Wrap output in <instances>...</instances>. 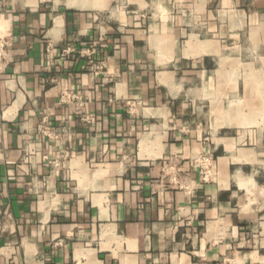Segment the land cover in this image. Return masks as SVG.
Masks as SVG:
<instances>
[{"label": "crops", "instance_id": "1", "mask_svg": "<svg viewBox=\"0 0 264 264\" xmlns=\"http://www.w3.org/2000/svg\"><path fill=\"white\" fill-rule=\"evenodd\" d=\"M1 47L0 264H264V0H0Z\"/></svg>", "mask_w": 264, "mask_h": 264}, {"label": "built area", "instance_id": "2", "mask_svg": "<svg viewBox=\"0 0 264 264\" xmlns=\"http://www.w3.org/2000/svg\"><path fill=\"white\" fill-rule=\"evenodd\" d=\"M76 53L80 54L83 57H86L88 59V61H89L90 64H92V65H95V64L98 65L95 62L96 50L94 48L89 49V50H86L85 52H76ZM3 56H4V51H3V48L1 47L0 48V60L3 59ZM99 67H100V65H99ZM72 98H76V96L72 95ZM69 99H70V96L67 95V94H63V96L61 97V101L62 102H67Z\"/></svg>", "mask_w": 264, "mask_h": 264}]
</instances>
